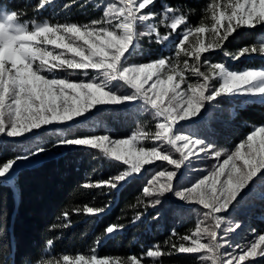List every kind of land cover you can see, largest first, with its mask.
<instances>
[{"label": "snow or ice", "instance_id": "1", "mask_svg": "<svg viewBox=\"0 0 264 264\" xmlns=\"http://www.w3.org/2000/svg\"><path fill=\"white\" fill-rule=\"evenodd\" d=\"M54 2L40 0L35 11ZM156 3L113 0L103 5L99 19L87 23L37 22L22 19L15 10L0 8V141L24 138L28 145L21 154L0 160V185L15 180L21 163L50 149L99 150L102 158L122 170L107 179L86 182L83 187L105 189L110 194L147 171L145 166L166 162L172 167L155 172L143 194L154 198L150 201L153 207L163 204L166 194H172L180 202L197 206L202 217L188 234L178 236L173 231L164 242L167 252L153 244L140 259L133 254L121 262L119 258H98L94 247L89 256L53 253L51 259H37L34 264H61V260L63 264H141L145 257L173 253L192 254L199 264H252L255 258L264 259V234L244 247L230 239L241 227L239 223L223 227L226 216L236 210L252 185H264V124L254 126L231 150L218 149L184 131L200 123L202 110L213 107L218 98L240 97L264 104V68L231 70L224 63L202 59L203 54L215 50L231 55L233 60L264 54V42L235 53L225 51V42L238 30L264 28V0H212L205 9L210 13V27L203 20L192 26L187 15L163 0L161 10L154 11ZM63 7L70 8L71 4ZM95 7L100 9L102 5ZM161 27L167 32L162 33ZM205 33L211 37L207 44L201 39ZM193 34L195 41H189ZM142 37L170 48L173 55L129 63L131 57L141 54ZM69 76L83 79L71 80ZM134 103L142 105L156 121L154 132L140 129L122 139L109 134H71L72 128L107 107ZM58 126L69 134L50 144L38 142L41 133ZM142 140L153 143L148 147ZM213 158L216 163L200 169L203 175L190 176L182 171L192 165L193 159L199 162ZM103 211L91 206L83 209L88 214ZM142 215L138 213L132 222H138ZM122 229L123 225H109L105 235L112 237ZM177 236L182 242H171V237ZM54 244L53 239H47L46 256Z\"/></svg>", "mask_w": 264, "mask_h": 264}, {"label": "trees", "instance_id": "2", "mask_svg": "<svg viewBox=\"0 0 264 264\" xmlns=\"http://www.w3.org/2000/svg\"><path fill=\"white\" fill-rule=\"evenodd\" d=\"M40 0H0V7L15 10L22 19L51 22L58 19L75 23H87L99 19L102 7L96 4L103 0H55L45 9L37 12ZM164 3L177 7L188 16L192 26H198L203 20L210 24V13L205 9L212 0H163ZM64 4H71L65 9ZM84 4L85 7L80 5ZM161 10V0L153 9ZM56 13V14H54ZM207 17V18H206ZM264 33V28L243 30L233 34L225 43V51L241 49L255 44V37ZM140 45H145L143 37ZM157 56L150 52L134 55L130 61L148 62ZM218 58H213V61ZM242 67L259 68L264 66V56H250L239 64ZM74 77V76H70ZM219 107L205 125L196 124L201 137L217 147L232 145L252 127L264 124V104L243 98H218ZM76 125L71 130L73 135L109 134L113 137H126L137 125L142 124L141 115L131 108L109 107L94 115L90 121ZM94 124V126H91ZM69 132L61 127L51 128L40 134V143L54 142L58 137ZM27 142L23 139L8 138L0 141V160H6L21 154ZM122 168L102 158L99 150L85 151L71 147L56 155L44 158L29 166L20 167L15 180L7 185H0V264H29L45 256L47 239L55 241L51 256L68 254L91 255V249L97 248L98 258L111 257L127 259L135 254L140 259L142 253L153 244H159L164 251V244L175 231L178 236L188 234L194 225V211L181 209L175 202L162 198L164 203L151 206L153 197L143 194L147 185L149 170L140 176H134L118 190L110 194L105 189L85 188L86 182H96L116 175ZM248 214L238 215L236 220L242 223L243 231L237 230V239L241 240L248 231L264 232V219L254 215H264V198H252ZM85 206L103 208L102 213L83 212ZM79 210V212H78ZM67 213V217L65 216ZM138 213L142 218L133 223ZM65 223L70 226L62 227ZM123 225V229L112 237L105 235L109 225ZM177 236V237H178ZM231 236L230 239H234ZM176 237H171L172 240ZM99 241V244L96 242ZM10 253V256L7 255ZM165 264L179 260L177 255L158 257ZM142 260H148L144 258ZM252 264H264L258 258Z\"/></svg>", "mask_w": 264, "mask_h": 264}, {"label": "rangeland", "instance_id": "3", "mask_svg": "<svg viewBox=\"0 0 264 264\" xmlns=\"http://www.w3.org/2000/svg\"><path fill=\"white\" fill-rule=\"evenodd\" d=\"M109 2H113V0H103V3L101 2L102 8H103L104 4L109 3ZM220 2L221 3H227L228 0H220ZM0 8H3V7H0ZM54 14H56V13H54ZM53 22H68V21L58 19V20L53 21ZM206 26L210 27V24L206 25ZM140 30L141 31L144 30L142 26H141ZM243 30H248V29H240V30H238V32L243 31ZM160 31L162 33H166L167 29L165 27H161ZM143 39H144L145 45L143 47L141 46V48H140L141 54L154 52V53L157 54V56L154 59H157V58H159L161 56H169V57H171L173 55V51L170 48H168L166 46L157 45L156 43H149V38L148 37H143ZM173 39H176V37L173 36ZM195 39H196L195 34H193L192 36L189 37V41H195ZM201 39L204 41L205 44H207L209 42V40L211 39V37L208 35V33H205V34H202ZM259 42H264V33H259V34L256 35L255 44L252 45V46H258ZM186 44H187V42H186ZM237 50H239V49H237ZM237 50L235 49V50H232V51H230L228 53H235V52H237ZM141 54H137V55H141ZM251 56H260V57H262V56H264V54H256V55H251ZM249 57H250L249 55H245V56L240 57L238 60H233L231 58V55H225L224 52H222L220 50H215V51H210L209 53L203 54L202 59L206 58L210 63H224L231 70H243L245 68H253V67H242V66L239 65L241 62H243V60H245V59H247ZM213 58H218V59H216L218 61H213ZM154 59H152V60H154ZM189 62L191 63L192 61L190 60ZM129 63H140V62H138V61L134 62V61H130L129 60ZM259 68H264V66L263 67H259ZM202 70H206V67L202 68ZM61 75H67V74L66 73H61ZM186 75H187V73H186ZM68 78L71 79V80L83 79L82 76H74V77H70L69 76ZM191 79L193 81L196 80L195 77H192ZM121 91H126V90H121ZM224 98L233 99V98H240V97L224 96ZM243 99H245V98H243ZM246 100H251V99H246ZM251 101L259 102L258 100H251ZM115 107H118V108H131L133 110V112H136L137 114L141 115L142 124L141 125H137L135 127V129L133 130V132H131L130 134H132V133H134V132H136V131H138L140 129H145V130H147L149 132H154L155 131V123H156V121L152 119L151 114L146 113V112L143 111V106L142 105L134 103V104H132L131 106H128V107H124V106H115ZM107 108H109V107H107ZM216 110H219V107L216 104H214L213 107L208 108L207 110H202V121L200 123H198V124H200V125L207 124L209 118H213L211 116H212V114H215L214 112ZM78 125H84V124H78ZM91 126H94V124H92ZM252 129H253V127H252ZM252 129H251V131H252ZM184 131H186L187 133L192 134L195 137L203 138V137H201L199 135L198 126H196V124L190 125L186 129H184ZM104 134H106V133H104ZM129 135H127L126 137H121V138L113 137L111 135L110 136L112 138H114V139H122V138H127ZM242 138H240L238 140V142H236V143H234L232 145H229V146H225L223 148L217 147L216 145L215 146L218 149H229V150H231L237 143L240 142V140ZM8 139L13 140V139H23V138H8ZM141 142L145 146H148V147H150L152 145V143H153L150 140H142ZM67 148H71V147H59V148H56V149H50V151L48 153L42 154L38 158L32 159V160H30L28 162L21 163L19 168L22 167V166H29V165L34 164V163H36V162H38V161H40V160H42L44 158L56 155L57 153L61 152L64 149H67ZM176 155L178 156V154H176ZM223 158L224 157H221V160ZM213 163H216L214 158L213 159H208V160H205V161H199V162L196 161L195 159H193L192 165L189 166L188 169H183L182 168V171H187L188 175H190V176L203 175L204 173L201 172L200 169L210 168ZM145 167H146V169L149 170V175H148L149 176L148 180H149V179H151V177L154 175L155 172L161 170L162 168H169L170 169L172 166L167 165L166 162L157 161L153 165H147ZM143 173H146V172L143 171L141 174H143ZM141 174L136 175V176H140ZM164 198L169 200V201L175 202L181 209L195 212L194 213V222L195 223H194L193 227L190 229L189 232L194 231L197 220L202 218L200 216V214H199V210H198L197 206L190 205V204H187V203H184V202H180L179 199L177 197H175L174 195H172V194H166ZM252 198H256V199L264 198V185H261L259 183L252 185L251 190L248 192L247 195L244 196L243 200L241 201V204L236 208V210L234 212H232V213H229L228 216H226V218L224 220V223H223V227L226 228L230 224L239 223L241 225L239 230L243 231V228H242L243 225H242V223L240 221L236 220V217L238 215H243V214L247 215L248 214V211H249L248 208L252 204V203H250L252 201H248V200H254ZM254 216L256 218L260 217L261 219H264V215H262V216L254 215ZM237 230L238 229H236L230 235V237H231V236H234V234H235L234 239L233 240L231 239V241H232V243L234 245L235 244H240L241 246H244V247H247L251 242H253L254 240H257L259 234H264V232L263 233H256L255 232L254 233V231H248L246 236L243 237L241 240H239V239H237V236H238ZM172 242H175V243L179 244L182 241H180L178 239V237H176V238H174L172 240ZM173 254L177 255L178 257H180V259L176 260L174 263H171V264H199V261L196 260L194 258V255H192V254H179V253H173ZM89 255H85V256H89ZM70 257H74V256H70ZM45 258L51 259L52 256H51L50 253H48L47 256L45 255L43 257V259H45ZM145 258H147V257H145ZM157 258L158 257L147 258L148 259L147 261L146 260H141V264H165V263H163L161 261H158ZM127 259L120 260V261L123 262V261H125ZM255 259H258V258H255ZM61 264H63L62 260H61Z\"/></svg>", "mask_w": 264, "mask_h": 264}]
</instances>
